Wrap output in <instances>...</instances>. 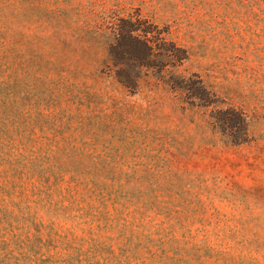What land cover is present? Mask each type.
<instances>
[{"label":"rangeland","instance_id":"rangeland-1","mask_svg":"<svg viewBox=\"0 0 264 264\" xmlns=\"http://www.w3.org/2000/svg\"><path fill=\"white\" fill-rule=\"evenodd\" d=\"M0 264H264V0H0Z\"/></svg>","mask_w":264,"mask_h":264}]
</instances>
